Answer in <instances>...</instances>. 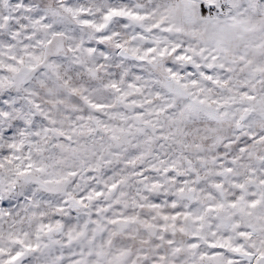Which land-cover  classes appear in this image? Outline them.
Returning <instances> with one entry per match:
<instances>
[{
    "label": "snow or ice",
    "instance_id": "snow-or-ice-1",
    "mask_svg": "<svg viewBox=\"0 0 264 264\" xmlns=\"http://www.w3.org/2000/svg\"><path fill=\"white\" fill-rule=\"evenodd\" d=\"M0 264H264V0H0Z\"/></svg>",
    "mask_w": 264,
    "mask_h": 264
}]
</instances>
